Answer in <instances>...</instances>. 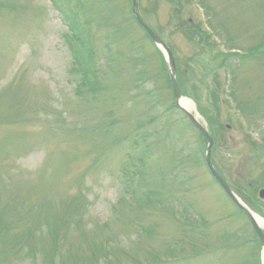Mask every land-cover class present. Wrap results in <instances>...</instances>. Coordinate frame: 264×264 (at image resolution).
<instances>
[{
    "label": "rangeland",
    "instance_id": "obj_1",
    "mask_svg": "<svg viewBox=\"0 0 264 264\" xmlns=\"http://www.w3.org/2000/svg\"><path fill=\"white\" fill-rule=\"evenodd\" d=\"M137 3L214 168L264 219V0ZM206 146L131 0H0V264H262Z\"/></svg>",
    "mask_w": 264,
    "mask_h": 264
},
{
    "label": "water",
    "instance_id": "obj_2",
    "mask_svg": "<svg viewBox=\"0 0 264 264\" xmlns=\"http://www.w3.org/2000/svg\"><path fill=\"white\" fill-rule=\"evenodd\" d=\"M131 3H132V12H133L138 24L146 31V33L151 38V40L158 47H160L164 51V53L166 55L167 67H168V71H169L170 81H171V85H172V89H173V94H174V98H175V101H176V105L179 107V109H181L185 113V115L199 129V131L205 136V138L207 140V147H206V151H205L204 160H205L206 167H207L209 173L218 182V184L224 189V191L227 193V195L235 202V204L246 213V215L248 216V218H249L254 230L256 231V233H257V235H258V237H259V239L261 241V244L264 246V233L261 230V228L259 227V225L257 224L253 214L251 213V211L249 209H247L237 199V194L235 193V191L223 179V177H221L216 172V170L214 169V167H213V165L211 163L210 153H211V148H212V145H213V138L207 133V131L197 121L195 116H193L189 111H187L185 108H183L180 105V100H181L182 96H181L180 90L178 88L177 81L175 79V66H174V61H173V57H172L171 51L165 45V43L159 38V36L143 21V19L141 18L140 14L138 12L137 1L136 0H131ZM260 193H261L262 196H264V192L263 191H261Z\"/></svg>",
    "mask_w": 264,
    "mask_h": 264
},
{
    "label": "trees",
    "instance_id": "obj_3",
    "mask_svg": "<svg viewBox=\"0 0 264 264\" xmlns=\"http://www.w3.org/2000/svg\"><path fill=\"white\" fill-rule=\"evenodd\" d=\"M57 10L61 13L60 16L70 31L71 38L67 39L66 42L69 44L71 50L78 52V48L76 47L78 45L85 49L87 48V50H90L91 40L89 38L88 29L85 30V28L83 27V23L79 22L75 14L71 12L70 13L66 12L65 10H63V7H61L60 5H57ZM83 78L87 80L88 84L91 87L97 86L95 84V78H96L95 71L91 72V76H89L88 73L84 72Z\"/></svg>",
    "mask_w": 264,
    "mask_h": 264
},
{
    "label": "bare ground",
    "instance_id": "obj_4",
    "mask_svg": "<svg viewBox=\"0 0 264 264\" xmlns=\"http://www.w3.org/2000/svg\"><path fill=\"white\" fill-rule=\"evenodd\" d=\"M180 105L183 106L187 111H189L192 107V103L189 99L187 98H182L180 100ZM241 202H243L239 197H237ZM250 209V208H249ZM251 212L253 213L257 223L261 228H264V221L259 217V215L253 210L250 209ZM262 264H264V250L262 251Z\"/></svg>",
    "mask_w": 264,
    "mask_h": 264
}]
</instances>
